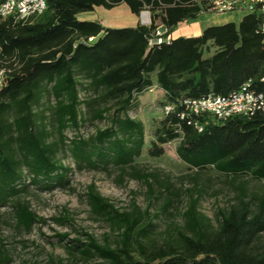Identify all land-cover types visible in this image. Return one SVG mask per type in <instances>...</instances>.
<instances>
[{
  "label": "trees",
  "instance_id": "trees-1",
  "mask_svg": "<svg viewBox=\"0 0 264 264\" xmlns=\"http://www.w3.org/2000/svg\"><path fill=\"white\" fill-rule=\"evenodd\" d=\"M45 1L46 10L28 21L0 19V69L8 71L0 88V208L9 206L17 227L26 231L44 224L20 197L29 187L49 192L69 185L73 169L57 158L60 152L76 171L116 169L122 182L130 170V177L148 184V175L134 162L145 150L143 123L129 112L138 109V96L156 86L164 95L162 107L172 104L174 110L159 122L147 154L159 158L165 144L179 140L176 154L186 168L196 174L213 170L229 179L234 202L217 211L214 226L198 209L199 191L166 185L161 211L183 194L186 209L183 224H172L157 241L151 200L143 210L133 200L130 211H120L90 184L86 203L92 214L114 226L117 239L99 244L86 235L85 242L73 239L68 250L91 264H264V244L258 243L264 232V195L249 193L246 179L264 181V112L219 121L187 115L181 104L208 94L227 95L246 83L264 95L259 17L243 14L238 23L211 25L198 36L150 45L158 28L166 37L179 24L196 20L200 5L193 0ZM121 3L136 16L148 11L150 23L109 28L77 19L94 7ZM106 117L109 126L87 138L78 134L87 123ZM67 129L75 131L72 139L65 136ZM10 261L0 241V264Z\"/></svg>",
  "mask_w": 264,
  "mask_h": 264
},
{
  "label": "rangeland",
  "instance_id": "rangeland-1",
  "mask_svg": "<svg viewBox=\"0 0 264 264\" xmlns=\"http://www.w3.org/2000/svg\"><path fill=\"white\" fill-rule=\"evenodd\" d=\"M117 11L121 12L120 8ZM137 17L141 24L140 15ZM240 17L241 14L238 12H208L201 14L193 22L200 26H211L230 21L238 22ZM124 21L130 22L125 17ZM129 24L124 23L122 26L131 27ZM181 27L184 25H179L177 29ZM152 88L153 91L141 100L138 109L129 112L131 117L143 123L145 150L134 162L137 169L148 175V184L130 177V170H126L122 182L121 172L116 169L108 172L76 171L70 157L60 152L57 158L73 169L69 174V185L49 192L29 187L27 193L20 197L21 201L29 203L31 211L45 219L44 224H35L26 231L17 227L9 206L0 208V241L11 259L9 264H91L92 261H83L77 252L68 250V247L73 246L71 242L73 239L85 242L86 235H91L99 244L107 240L111 244L115 243L117 230L105 219L92 214L86 203L84 193L90 184H93L97 192L120 211H130V203L133 200L143 210L151 200L149 213L150 215L157 213L152 219L157 241L166 236L172 224L180 226L183 224L181 213L186 209L187 197L183 194L172 202L167 211H161L160 207L166 196V185H169L170 190L199 191L198 209L211 219L214 226L216 225L217 211L227 209L229 204L234 202L235 192L229 184V179L213 170H203L197 174L188 170L176 154L179 140L165 144L163 155L159 158H152L147 154L146 150L154 140L155 130L163 119L161 108L165 101L163 92L157 87ZM80 97L83 98L84 95L80 93ZM107 126L109 118L106 117L102 121L87 123L78 134L87 138L94 135L96 129ZM64 134L68 139H72L75 131L67 129ZM194 177L196 183L192 180ZM246 179L249 193L264 195V181ZM150 190L153 191L152 196ZM64 233L68 237L59 239L58 235ZM258 243L264 244V232L261 233Z\"/></svg>",
  "mask_w": 264,
  "mask_h": 264
},
{
  "label": "built area",
  "instance_id": "built-area-1",
  "mask_svg": "<svg viewBox=\"0 0 264 264\" xmlns=\"http://www.w3.org/2000/svg\"><path fill=\"white\" fill-rule=\"evenodd\" d=\"M200 5L201 12H238L241 15L251 13L259 17L262 31H264V0H193ZM46 10L45 0H0V19L12 18L15 21H28L33 17L41 15ZM148 19L141 21L145 25L150 23ZM163 28L155 31V38L149 44H159L163 41L169 42L171 35L162 37ZM93 38H88L91 42ZM7 72L4 68L0 69V88L5 84ZM244 84L240 89L227 95L208 94L193 99H184L181 104L184 106L187 115L209 116L219 121H225L233 116H251L258 111L264 112V95L256 93ZM174 110L172 104H165L161 108L163 116L168 115ZM185 113L180 114V118L185 117ZM201 130V127H198Z\"/></svg>",
  "mask_w": 264,
  "mask_h": 264
},
{
  "label": "crops",
  "instance_id": "crops-1",
  "mask_svg": "<svg viewBox=\"0 0 264 264\" xmlns=\"http://www.w3.org/2000/svg\"><path fill=\"white\" fill-rule=\"evenodd\" d=\"M118 8H120L121 12L117 11ZM101 10H104V11H101ZM124 17L125 19L130 20V22H125V21L123 22ZM137 18L138 17L136 15L130 13L129 8L124 3H121L111 9H105L103 7H94L92 11L83 12L77 15V19L79 20L97 21L102 26L109 27V28L123 27L122 25L124 23L125 24L130 23L129 25H131V27H134L137 24H140ZM230 22H233V21H230ZM238 22H234V23H238ZM179 25H184V27H181L179 29L176 28L171 33L172 38H177L179 36H198L201 34L202 30L205 27H208V26H200L198 23L193 22V21H185ZM153 87H156V86H153ZM152 91H153V88H150L148 91H145L143 94L138 96L139 103L141 102L142 99L146 97L147 94H149Z\"/></svg>",
  "mask_w": 264,
  "mask_h": 264
},
{
  "label": "water",
  "instance_id": "water-1",
  "mask_svg": "<svg viewBox=\"0 0 264 264\" xmlns=\"http://www.w3.org/2000/svg\"><path fill=\"white\" fill-rule=\"evenodd\" d=\"M143 14H145V15H146V19H148V13L142 11V12L140 13V15L143 17ZM141 24H144V22L141 21Z\"/></svg>",
  "mask_w": 264,
  "mask_h": 264
},
{
  "label": "bare ground",
  "instance_id": "bare-ground-1",
  "mask_svg": "<svg viewBox=\"0 0 264 264\" xmlns=\"http://www.w3.org/2000/svg\"><path fill=\"white\" fill-rule=\"evenodd\" d=\"M142 19H143V20H145V19H146V15H145V14H143V17H142Z\"/></svg>",
  "mask_w": 264,
  "mask_h": 264
}]
</instances>
